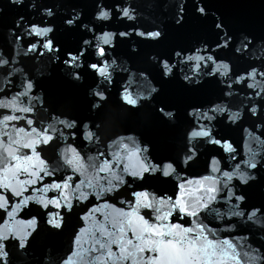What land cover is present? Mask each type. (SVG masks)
<instances>
[{"label":"water","instance_id":"1","mask_svg":"<svg viewBox=\"0 0 264 264\" xmlns=\"http://www.w3.org/2000/svg\"><path fill=\"white\" fill-rule=\"evenodd\" d=\"M125 8L132 19L122 15ZM200 8L204 9L203 13ZM102 10L109 13L108 19L98 18ZM49 11L51 15H48ZM69 20L73 22L68 24ZM33 25L52 31L43 38L29 35ZM154 31H159L160 37L137 34ZM121 32L128 35L122 37ZM105 33L113 34L108 45L98 39ZM47 40L52 41V51L42 47ZM85 40L89 41L88 45L84 44ZM226 40L227 47L224 46ZM33 43L37 44V49L28 51ZM97 44L104 49V57L96 54ZM177 51L181 52L180 57L175 56ZM69 54L79 56L72 65L65 63L70 59ZM189 55H211L216 63H227L228 76L217 73L213 79L207 75L213 63L184 60ZM0 59L8 61L0 65V101H10L18 93L25 92L24 85L28 82L33 85L27 96H19L16 101L18 107L31 106V113L0 108V121L3 115L23 118L8 122L7 128L0 123V156L8 164L7 170L0 164V183L8 182L13 175L15 161L7 156L6 148L19 149L16 154L33 157L29 171L39 170L37 154L49 169H58L52 178L44 177L36 185H21V181L30 177L17 176L13 181L15 190L28 187L23 196L34 197L26 206L17 207L22 197L13 198L11 192L5 194L8 199L6 208L0 207V236L7 239L0 240V264H95L79 245L74 246L76 233L84 228L86 231L80 233V237L87 241L88 233L100 225L115 231L110 221L120 208L126 213L133 211L128 204L119 203L127 201L133 191L148 193V202L161 209L160 212L151 210L152 218L148 214L150 210H138L137 214L150 225L183 223L184 227L194 226L196 221L192 218H187L192 220L191 224L185 222L184 212L178 215L173 212L165 220L155 217L168 215L172 211L171 205L178 202L177 198L189 210L201 199L208 203L204 188L211 183L203 179L205 176L215 177L220 185L228 183L235 195L245 199L226 201V193H218L215 201L200 209L202 215L198 219L215 233L216 239L229 240L236 246L242 264H257L253 258L264 255V211L251 220L247 216L231 215L234 211L264 210V76L260 75L264 73V0H19V3L0 0ZM163 61L174 65L173 73L168 76L162 74ZM97 62L107 67L108 79L101 77L99 70L94 74L88 67ZM196 63H201L202 67L194 71ZM253 68L257 70L255 77H248ZM74 74L80 78L74 79ZM185 75L192 77L191 82L184 79ZM238 76L246 79L234 83ZM229 84L231 88L227 86ZM249 84L254 87L249 88ZM152 88L157 91L151 92ZM96 91L103 93V99L95 95ZM228 92L231 95H225ZM257 92H260L259 96ZM125 94L136 98L137 104H127L121 98ZM215 105L228 111L217 114L211 123L195 113V109H200L211 115L208 110ZM252 108L256 109L255 114L251 112ZM169 112L171 116L167 115ZM231 113L239 114L235 122L228 119ZM27 119L33 120L31 127L38 132L52 124L64 135L48 133L55 139L48 145L34 143V151L19 148L3 133L8 132L13 141L33 143L37 139L35 135H24L30 132ZM57 120H75L78 128H63ZM201 123L208 125L213 139L229 141L234 153L219 145L190 139L188 133ZM21 128L24 133L15 134L14 129ZM85 131L95 134L91 141L84 139ZM121 144L126 147H120ZM193 145L195 155L185 162L188 149ZM69 146L79 155L82 173L73 175L70 168L66 171L62 167L61 155ZM144 148L146 152H138ZM117 154L119 163L112 159ZM213 157L217 161L215 164ZM105 161L111 162L112 170L98 173L99 166H104ZM138 161L161 166L171 163L175 171L168 177L159 171L144 173L143 180L121 171L125 163L137 164L135 170L141 171ZM245 162H254L257 167L250 169ZM237 164L239 168L235 167ZM213 167L218 171L213 172ZM234 170L255 178L242 184L236 175L231 181L222 175ZM69 175L73 176L74 183L60 192L34 193L31 190L42 189ZM113 175H122L126 181L120 188V195L113 194L106 201L90 197L84 204L75 202L73 189L80 181L90 180L95 184L99 176L111 179ZM61 193H66L73 202L71 211L63 207L62 198L61 207L53 204L46 209L35 202L60 198ZM140 200L143 201V197ZM135 202L133 198L132 203ZM96 204H100L101 212H88ZM85 213L87 218L81 221L80 217ZM57 214L62 218L60 229L48 223L50 216ZM33 218L36 223L30 225ZM18 237H24V247L20 246ZM128 238H132L131 232H128ZM84 247L89 244L85 243ZM112 247L116 249L115 245ZM104 259L100 257V261ZM225 264H235V261L228 258Z\"/></svg>","mask_w":264,"mask_h":264},{"label":"snow or ice","instance_id":"2","mask_svg":"<svg viewBox=\"0 0 264 264\" xmlns=\"http://www.w3.org/2000/svg\"><path fill=\"white\" fill-rule=\"evenodd\" d=\"M16 3H19V0H15ZM199 11L201 13L204 12L203 8H200ZM48 15H51V12H48ZM122 15L127 17L128 19H132L129 15V10L127 8L122 10ZM98 18L100 19H108L109 13L107 11H100L98 14ZM73 21H67L68 24H71ZM219 27V25H217ZM52 31L51 28H38L36 25H33L29 31V35L39 36V37H46L48 33ZM139 36L143 37L147 35L150 38H158L160 37L161 33L159 31L154 32H139L137 33ZM112 33H105L103 37L98 38L102 41L103 44L108 45L110 43V39ZM120 36H126L128 33L121 32L119 33ZM19 40L20 37H17ZM85 45L89 44L88 40L84 41ZM225 47H227V40L225 42ZM42 47L52 51L53 45L51 40H47L42 44ZM97 55L100 57H104L106 55L103 48L97 44ZM219 47V45H218ZM37 49V44H31L28 51H35ZM183 51V50H181ZM200 50L197 49V52ZM237 52L240 49L236 50ZM79 55H83L80 53ZM70 59L66 60L65 63L72 65L79 59L77 55L69 54ZM176 57L181 56V52H175ZM186 61H198V62H212L213 67L211 68L210 72H207V75L212 76L215 79L216 74L218 73L221 76H228L229 73V65L227 63H216L213 59V56H203V55H189L184 58ZM183 63V61H181ZM7 60L0 59V65L7 64ZM113 64L115 61L112 62ZM96 73L97 70L98 74L105 79L109 78V73L106 66L101 65L99 62L91 63L88 65ZM202 67L201 63H196L194 65V71L199 70ZM162 74L164 76H168L170 73H173L174 65H170L168 61L162 62ZM257 70L253 68L251 72L247 75L248 77H255ZM143 76V73H140ZM260 75L264 76V73H260ZM78 74H74V79H79ZM184 79L186 81L191 82L192 77L185 75ZM246 79L245 76H238L234 83L239 84L241 81ZM229 88L232 87L231 84L227 85ZM26 91L23 93H18L16 96L12 98L10 101H0V108L3 109H11L13 112H22V113H31L33 108L29 107H18L16 101L18 100L19 96H27L28 91H30L33 87L31 82H28L24 85ZM249 88L254 87L253 84L248 85ZM155 88L151 89V92H156ZM127 93V89L124 90ZM95 95L103 99V93L101 91H96ZM225 95H231V92L225 93ZM256 95H260V92H257ZM127 104L135 106L137 104V99L132 98L130 95L125 94L121 97ZM143 99V97H140ZM209 115L208 113L200 112V109H195V113H199L200 117L205 118L209 123L216 118L217 114L226 113L228 111L227 108L221 107L220 105H215L214 107L210 108ZM251 112L253 114L256 113V109L252 108ZM168 116H171L172 113H167ZM239 118L238 113H231L228 115V119L230 121L235 122ZM23 119L21 116L18 115H3L2 121L4 127H8V122L14 120H21ZM56 123L62 125L63 128L76 130L78 128L77 123L75 120L72 121H65V120H57ZM33 125L32 119L26 120V126L30 128L29 133H24V129H14L15 134L19 135L20 133H24L25 136L35 135L37 139L33 143H22L20 140H12V137L9 135L8 132H4L3 135L8 137L11 143L18 144L19 148H32L34 151V143L35 144H42L48 145L55 139L54 135H49L48 133L58 134L60 137H63L64 133L60 131V129L56 128L54 125L49 124L47 127L41 128L40 132L37 131L36 128L31 127ZM84 128L87 129L88 125H84ZM95 134L90 131L84 132V139L91 141L94 138ZM188 136L192 140H198L201 142L212 143L214 145L221 146L225 151L229 153H234V149L231 146V143L223 138L220 139H213V133L211 129L208 127L207 124H199L197 127H194L189 133ZM73 138H75V132H73ZM130 139V138H129ZM120 147H126L125 145L121 144ZM195 145L193 148L188 149V154L186 156V161H191L193 156L195 155L194 152ZM19 151L11 150V148H6L5 152L7 156L11 158L12 161L15 163L12 165L13 175L9 178L8 182L0 183V201H4L3 204H0V207L6 208L7 206V197L6 193L11 192L12 197H22L20 206H26L29 201L34 199L33 196H23L25 191H28V187H23L21 191L15 190L13 187V181L16 180L17 176L20 174H25L30 177V179L21 181V185L28 186V185H36L38 181H42L44 177L52 178L55 175V172L58 170L57 168L49 169L46 165H44L43 160H39L38 154L36 155V159L38 164L40 165L39 170L29 171V162L32 161L33 157L26 156V155H18L16 154ZM139 151L146 152L147 149H139ZM104 155V154H101ZM234 158V157H233ZM61 159L63 160L62 167L65 168L67 171L69 168L73 175L76 173H82L83 165L79 163V155L76 154V149L69 146L65 150V153L61 155ZM92 160L91 157L88 158ZM112 159H117L118 161V154L117 157H113ZM138 166L141 171L135 170L137 168V164L132 163H125L124 167L121 169L123 173H126L128 176L143 180L144 173L149 172H161V174L165 177H168L171 173L175 171L173 165L171 163H165L161 165H151L149 163H145L143 161H138ZM212 163L215 164L217 161L215 157H213ZM246 166L250 169H255L257 164L254 162H245ZM0 164H4V170H7L8 164L4 162V157L0 156ZM33 169L36 168V165H31ZM239 168L240 165L237 164L235 166ZM112 170V165L110 161H105L104 166H99L98 173L108 172ZM213 172L218 171L215 167L212 168ZM222 175L227 178L228 181H231L233 176L236 175L242 184L248 183V181L254 179L255 177L248 175L244 172L237 173L235 170L232 173L223 172ZM205 181H209L211 186L204 188V192L208 195V203H205L203 199L198 201L194 207L187 208L182 203H179V199L177 198V203H173L171 205L172 211L168 213V215H158L155 217L157 220H165L168 219V216H171L173 212H176L178 215L179 212H184L186 216L185 222L188 224L192 223V220H195L194 226L184 227L183 223L181 224H172L170 226H160L155 224H149L148 220H145L143 216H139L137 214L138 210L143 208L146 210H150L148 212L149 217H151V210L155 212H160L161 209L156 207L152 203L148 202V193L146 192H136L133 191L131 193V197L127 201L121 200L119 203L121 205L128 204L129 207L133 209L131 212H124L123 208L117 210V215L112 218L110 221L112 224V228L115 231L109 230L103 225H100L96 228L95 231L88 233V240L84 241L80 237V233L85 232L84 228H80L75 235L73 240L74 246L79 245V248L82 252L87 253L89 256L92 257V260L95 264H225L226 259L230 258L232 261H235V264H242V257L236 251V246L230 242L229 240H218L215 238V233L212 232L210 229L207 228L206 225L203 224L202 221L198 219L200 215H202L200 209L207 208L211 201H215L217 199L218 193H226L224 199L226 201L235 199L236 201H243L245 198L244 196H237L234 192L231 191V188L228 183H224L220 185L219 182L216 180L215 177L212 176H205L203 177ZM103 181V183H101ZM115 181V183H113ZM73 176L69 175L59 182H52L50 184H46L42 189L41 188H32L31 190L34 193H48L52 190H60L64 188H70L72 186ZM126 181L122 175H113L111 179H108L105 176H99L96 183L94 184L90 180L80 181L79 184H76L73 192L75 194V202L77 204H84L85 202L89 201L90 197H94L97 201H106L110 199L113 194L116 196L120 195V188L122 185H125ZM105 185H108L107 187ZM91 189V191H82L80 189ZM143 197V201L140 198ZM63 199L64 205L68 211H71L74 207V204L71 200H69L66 193H61L60 198L54 199H45V200H35L36 203L41 204L44 208H48L49 205L55 204L57 207H61L60 199ZM135 198V203H132V199ZM168 200L171 201L172 197H168ZM158 203L163 204L164 201H159ZM262 209L256 208L251 213L244 212V211H234L231 213L234 217H244L247 216L249 220H251L257 214L262 213ZM90 213H100L101 207L100 204H96L94 208L88 209ZM11 215V213H8ZM87 218V213L84 216L80 217L81 221H84ZM187 218H192V220H188ZM107 219V217H105ZM36 223L35 218H33L29 224L34 225ZM48 223L56 228L60 229L62 227V218L57 214L55 217H51L48 220ZM128 232L132 233V238H128ZM208 233L213 237V239H209ZM7 239V237L0 236V240ZM20 240V246L24 247V237H18ZM133 241H136L135 243ZM88 243L89 247L85 248L84 244ZM113 245L116 246V249L113 250ZM147 253V255H146ZM152 253H156L157 255H152ZM245 256L247 253L244 254ZM100 257H104L103 261H100ZM257 264L260 261H264V255L258 254L253 258Z\"/></svg>","mask_w":264,"mask_h":264}]
</instances>
